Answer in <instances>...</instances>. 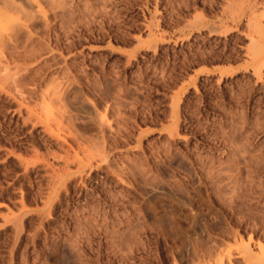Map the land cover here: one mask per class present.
Wrapping results in <instances>:
<instances>
[{"label": "rangeland", "instance_id": "rangeland-1", "mask_svg": "<svg viewBox=\"0 0 264 264\" xmlns=\"http://www.w3.org/2000/svg\"><path fill=\"white\" fill-rule=\"evenodd\" d=\"M14 1L0 264H193L261 234L264 0Z\"/></svg>", "mask_w": 264, "mask_h": 264}, {"label": "bare ground", "instance_id": "bare-ground-1", "mask_svg": "<svg viewBox=\"0 0 264 264\" xmlns=\"http://www.w3.org/2000/svg\"><path fill=\"white\" fill-rule=\"evenodd\" d=\"M10 1L11 0H0V2L4 6L8 2L10 4ZM31 1L39 2L37 0H31ZM7 6H8V4H7ZM184 7H185V5H184ZM2 14H4V13L2 12ZM2 14H0L1 19L3 17ZM230 18H231V16H230ZM249 19H252V18H249ZM249 21H248V24H249ZM252 22H253V19H252ZM254 23H255V21H254ZM220 24H222L224 26L223 23H220ZM220 24H218V25L220 26ZM188 25H190V24L186 23L185 27L187 26L189 28L190 26H188ZM253 25H255V24H253ZM253 25H251V26H253ZM256 25H258V24H256ZM208 28H212V27L208 26ZM251 29H253V28H251ZM187 30H188V33H189L190 30L189 29H187ZM248 35L251 37V42H250L252 44L251 45V51H252L251 54L253 55V60L256 61V59L258 57H260L264 53V48H263V45L260 42V40H258V38L260 37L259 35H258L259 37L257 39L255 38V35H252V34L250 35L249 33H248ZM9 40L10 41L12 40V38L10 36L5 37V36H2L0 34V47L4 46L7 43V41H9ZM249 52H250V49H249ZM255 69H256V71L260 72L258 70V67L257 68L255 67ZM38 116H37V118H39ZM65 160L67 161L69 159H65ZM67 163H68V161H67ZM187 219H188V217H187ZM258 223L260 225L258 227L259 228L260 227L263 228V231L261 232V234H259V235L250 234L247 237H245L243 235L239 236L237 234H233L232 235L233 239L232 238L231 239L234 242L231 243V244H227L224 247L223 246L221 247L220 244H218L220 242H216V244L212 242L213 244L207 245V242H206V244L205 243L202 244L200 241H194L193 244H192V247H193V251H192L193 252L192 253L193 264H264V218H262V219L260 218ZM227 236H228V234H227ZM224 238L225 237H223V240H224Z\"/></svg>", "mask_w": 264, "mask_h": 264}]
</instances>
